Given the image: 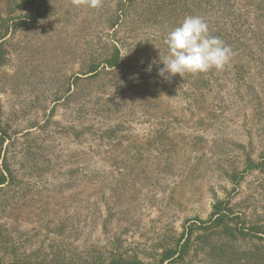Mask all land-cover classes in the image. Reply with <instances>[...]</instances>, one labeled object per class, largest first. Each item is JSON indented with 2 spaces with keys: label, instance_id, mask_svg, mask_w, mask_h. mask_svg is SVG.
I'll return each instance as SVG.
<instances>
[{
  "label": "rangeland",
  "instance_id": "374dc122",
  "mask_svg": "<svg viewBox=\"0 0 264 264\" xmlns=\"http://www.w3.org/2000/svg\"><path fill=\"white\" fill-rule=\"evenodd\" d=\"M19 4L0 0V264H264V0ZM188 15L230 62L165 79Z\"/></svg>",
  "mask_w": 264,
  "mask_h": 264
},
{
  "label": "clouds",
  "instance_id": "9594fccd",
  "mask_svg": "<svg viewBox=\"0 0 264 264\" xmlns=\"http://www.w3.org/2000/svg\"><path fill=\"white\" fill-rule=\"evenodd\" d=\"M72 3L90 8L101 6V0H72ZM164 44L168 52L160 57L163 67L158 69V74L165 79L176 74L183 77L186 73L222 71L232 56L230 46L212 35L207 22L198 15H188L170 29L164 37Z\"/></svg>",
  "mask_w": 264,
  "mask_h": 264
},
{
  "label": "trees",
  "instance_id": "16d2710c",
  "mask_svg": "<svg viewBox=\"0 0 264 264\" xmlns=\"http://www.w3.org/2000/svg\"><path fill=\"white\" fill-rule=\"evenodd\" d=\"M19 2H20V4L18 5V6H24L23 8H25V7H33L34 5H35V1L36 0H18ZM26 15H30V14H26ZM26 17V16H25ZM17 18H20V16H17ZM14 19H16V18H14ZM1 22H3V20L1 19L0 20V23ZM5 37V34H4V32L0 29V40H2L3 38ZM2 57V56H1ZM118 61V56H116L115 58H113V59H109L108 61H107V63H108V65L109 66H113L116 62ZM92 71H95V69H92L91 70V72ZM4 140H2V142H3ZM0 142H1V140H0ZM5 167V172L7 173V175H8V173H9V169L8 168H6V166H4ZM7 175L6 174H4V173H0V185H2V184H4L6 181H7ZM216 213H218V211H216L215 212V214ZM223 215L222 214H217V217L216 218H213V220L211 221V225H213V226H218V225H220V224H222L223 223ZM185 248H186V241H184L182 244H181V246H180V248H179V250H178V253H177V251H175V250H167V251H165V252H163V254H162V261H161V263L163 262V261H165V260H169V259H171V257H173L175 254H178V256H180V257H182V254L184 253V250H185Z\"/></svg>",
  "mask_w": 264,
  "mask_h": 264
}]
</instances>
